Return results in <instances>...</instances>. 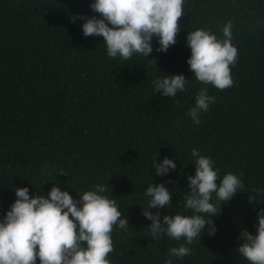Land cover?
<instances>
[{
	"label": "trees",
	"instance_id": "1",
	"mask_svg": "<svg viewBox=\"0 0 264 264\" xmlns=\"http://www.w3.org/2000/svg\"><path fill=\"white\" fill-rule=\"evenodd\" d=\"M92 2L0 0V220L18 187L47 197L56 183L78 199L104 184L129 222L127 229L113 228L110 264H249L236 249L242 229L255 233L264 207V196L253 192L264 189V0H184L176 43L157 52L153 37L149 58L129 60L110 58L103 37H85L84 21L71 20L99 16ZM228 21L238 55L230 65L233 85L221 91L195 79L186 37L203 29L222 40ZM167 74H183L185 90L174 97L156 93L152 81ZM204 87L215 102L195 124L187 113ZM194 148L214 161L217 183L243 173L244 188L213 217L214 236L203 233L186 245L191 255L169 257L170 247L186 242L151 239L140 205L149 184L164 183L172 205L160 209L161 218L168 211L193 214L183 198L187 177L195 174ZM156 157L157 163L173 159L177 168L157 176Z\"/></svg>",
	"mask_w": 264,
	"mask_h": 264
},
{
	"label": "clouds",
	"instance_id": "2",
	"mask_svg": "<svg viewBox=\"0 0 264 264\" xmlns=\"http://www.w3.org/2000/svg\"><path fill=\"white\" fill-rule=\"evenodd\" d=\"M183 4L184 0H93L90 8L99 16L76 14L71 20L84 21L85 37H103L110 58L129 60L134 54L149 58L153 37L158 39L157 52H167L176 43L184 15ZM231 29L232 22L228 21L222 28V40L203 29L188 31L186 37L191 53L187 63L195 79L221 91L233 85L230 65L237 62ZM149 60L160 71L156 59ZM186 83L183 74H167L152 81L154 91L164 97H174L178 91L185 90ZM214 102L215 97L208 94L207 88H201L187 115L193 123L199 124L200 114L207 112ZM191 157L195 174L187 177L188 190L183 199L184 207L191 210L192 215H172L168 211L161 218L160 209L172 205V193L164 183L149 184L144 192L147 202L140 205L142 215L151 221L147 226L151 239L166 235L186 242L170 247L169 257L191 255L192 249L186 245L200 241L203 233L214 236L217 228L213 217L221 212L222 204H227L244 188L240 178L243 173L240 176L227 173L217 183L218 170L213 168L211 157L195 148ZM156 161L157 157L152 167L157 176L177 168L175 161L168 157L159 163ZM60 176L65 173L61 171ZM108 190L104 184H96L74 199L56 183L47 197L40 191L30 196L27 187L14 189L16 199L0 220V264H36L37 259L39 264H110L108 256L114 251L113 228L127 229L129 222L127 216L122 217L115 199L105 195ZM253 192L264 196V189L254 188ZM247 196L250 204L257 205L254 195ZM149 209L157 211L153 213ZM257 217L255 233L244 228L238 236L236 251L249 264H264V207L259 208ZM165 264H172V260H166Z\"/></svg>",
	"mask_w": 264,
	"mask_h": 264
}]
</instances>
